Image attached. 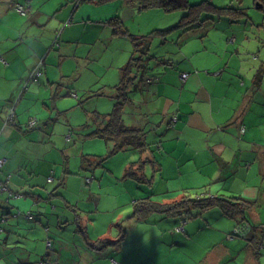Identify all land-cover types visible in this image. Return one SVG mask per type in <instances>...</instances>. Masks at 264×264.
Here are the masks:
<instances>
[{
    "label": "crops",
    "instance_id": "crops-1",
    "mask_svg": "<svg viewBox=\"0 0 264 264\" xmlns=\"http://www.w3.org/2000/svg\"><path fill=\"white\" fill-rule=\"evenodd\" d=\"M0 1V16L13 13L15 2L25 4L26 8L25 13L19 12L24 19L19 28L0 33V158L4 160L0 166V180L7 185V190L0 191V264H32L43 252L42 242L46 244L44 252L49 250L46 239L51 238L50 234L58 238L54 244L51 241L50 258L59 260L61 254L79 256L81 241L75 239L79 231L72 218V209L60 207L57 211L60 201L54 197L57 194L64 197L71 183L76 181L68 169L69 161L57 153V143L51 141L56 135L51 131L55 124L50 121L75 106L73 100L63 97L92 96V90L101 88L108 92L99 96L112 97L113 86L120 79V67L129 60L133 49L129 52V36L114 33L106 20L117 15L123 24V11H131L128 17L135 19L140 10L125 0H86L79 4L76 0ZM85 7L90 13L84 18L81 11ZM136 10L138 12H134ZM80 25L82 29L75 31ZM126 31L145 34L130 28ZM116 37L128 39L125 38L123 48L119 49L122 57L120 50L124 58L128 57L124 63L111 67L106 79H101L100 71L82 57L88 55V58L100 39L109 46ZM184 52L185 57L178 55L176 67L170 56V66L154 72L157 75L152 73L136 81L139 89L147 82L156 81L147 93L153 94L150 101L158 99L161 118L151 116L152 112L141 107V115L127 116L123 111L125 123L146 130V139L150 131H159L164 125L165 129L160 136L157 133L158 139H151L153 144L149 149L143 153L132 151L137 152L139 158L155 156L160 151V173L173 171L176 176L186 175L201 182L205 177L204 182H211L206 193L239 194L257 202L264 194L258 183L259 176H264V131H260V123L249 121L251 117L247 111L251 109L252 98L244 91L235 93L233 86L223 87L222 92L218 89L217 84L223 78L221 64L229 62L213 61L212 50L185 49ZM202 52L204 54H199ZM196 58L208 60V66L197 67L201 64L196 63ZM40 59L43 60L40 82L37 80L36 85L20 94L25 78ZM241 67L238 63L235 71ZM158 69L155 67L154 71ZM183 72L188 73L185 78L181 76ZM10 104H14L15 117L4 123ZM173 116L176 118L172 121ZM30 118L37 119L31 128L27 127ZM241 124L245 127L242 134L239 133ZM262 126L264 129V124ZM170 160L173 166L169 165ZM48 176L53 177L51 181H47ZM229 177L238 182L236 187L227 182ZM77 208L74 206V217ZM211 209L186 219L162 213H151L144 219L128 217L125 228L115 221L119 220V215L113 211L112 219L106 223L109 238L105 231L94 238L90 232L88 235L93 240L108 239L107 247L110 248L105 252L119 260V264H138L139 253L146 249L164 251L168 258L165 264H226L227 260L236 261L238 256H235L241 250L246 251L244 264H260L261 253L253 250L249 240L255 234L249 233L251 226L240 237L229 238L239 218L234 219L217 207ZM246 216L254 225L264 226V219L258 216L255 206L246 211ZM69 223L74 225L73 243L63 239L60 233ZM119 227L124 237L117 244H109L117 240ZM242 241H247L244 247ZM151 264L164 263L158 258Z\"/></svg>",
    "mask_w": 264,
    "mask_h": 264
},
{
    "label": "rangeland",
    "instance_id": "rangeland-1",
    "mask_svg": "<svg viewBox=\"0 0 264 264\" xmlns=\"http://www.w3.org/2000/svg\"><path fill=\"white\" fill-rule=\"evenodd\" d=\"M18 1V0H11ZM23 1V0H20ZM189 3H196L201 0H188ZM216 6L230 5L243 8L247 15L238 17L236 20H232L230 17L221 16L212 20H206L200 24L193 25L192 27L185 28L177 26L183 10H171L165 11L162 8H146L141 9L135 16V19L128 17V13L124 12V28H130L131 31H142L148 33L153 29H167L168 32L165 38L154 35L149 43L148 52L145 54L144 66L137 70L139 71V78H146L153 75L154 72H161L166 66H170L169 61H172L170 56L174 59L175 67L176 62L179 60L178 55L185 57V49L192 51L209 48L213 51L215 58L213 61H220L222 66L223 78L217 84L218 89L222 92L223 87H234L235 93L239 90L243 93L247 92L252 95L250 101L251 109L247 112L248 116L260 123V131H264V12L255 8L253 0H210ZM85 2V1H83ZM82 2V3H83ZM2 2L0 1V4ZM136 6V5H135ZM132 8V7H131ZM133 10V9H132ZM134 12H138L137 10ZM82 16L90 13V10L85 7L81 11ZM209 15V14H208ZM23 14L16 10L13 13H6L0 16V33L1 32H14V28H19L23 23ZM205 14L202 15L204 17ZM128 17V18H127ZM82 29L80 27L75 28V31ZM203 33V34H202ZM233 36L234 41L229 42L226 37ZM126 38V37H125ZM116 37L113 42L107 46L103 40L100 39V43L92 48L90 56L82 57L83 60H87L89 65L95 66L100 71L101 79H106L111 72V67L120 65L126 61L128 56L124 58L122 50L119 53L120 47L123 48V42L126 39ZM128 40V39H127ZM129 52L132 51V43L128 40ZM104 45L106 47H104ZM80 52L83 48H80ZM199 54H204L199 53ZM129 55V54H127ZM124 58V59H123ZM196 63L201 64L197 67L208 66V60L202 58H196ZM82 61V60H81ZM147 62V64H145ZM238 63L243 67L238 68L235 71L234 67H238ZM158 64V66H156ZM162 64V65H160ZM155 67H158V71H154ZM107 68L109 72L106 73ZM161 69V70H160ZM167 70H171L167 67ZM193 71V70H192ZM199 71H204L200 70ZM211 73V72H210ZM155 74V73H154ZM260 75V81L255 80ZM143 75V76H142ZM157 75V74H155ZM40 78V77H39ZM38 78V82H40ZM113 79V75L110 79ZM156 82V81H155ZM155 82H147L146 86L142 87V93L139 89L132 90L129 95V101L126 102L124 114L129 116L133 114L141 115V107L148 109L151 116L158 115L159 119L161 115L159 113V102L156 98L153 101L152 95L147 92H151L149 86L155 84ZM244 84L241 86V83ZM44 83V82H43ZM37 83L33 82L29 85L30 88ZM97 86H95L96 88ZM144 89V90H143ZM95 90V89H94ZM27 91V90H26ZM25 91V92H26ZM255 95V100H253ZM101 97L99 95L82 96L79 94L78 98L73 96L63 97L64 100H73L75 106L70 108L64 115H58L53 117L50 123L55 124L54 132L55 140L57 144V153L68 160V169L72 174V178L76 183H71L66 191L64 197L62 195H54L60 204L57 207V211L60 207H66L63 210H69L68 205L77 206L76 212L80 214V222L86 226L88 234L90 232L91 237H96L97 233L105 231L106 237L109 238V229L106 227V223L109 219H112V212L115 215H119L120 222L126 227L128 215L132 212V199L151 196L153 199L163 200L169 196H176L183 187L187 188L186 194L191 197H195L197 194L208 191L210 186L209 181H197L198 178L187 177L186 175L176 176L173 171L168 173L157 172L152 177V168L149 163L144 165V173L147 179L151 182H139L134 178H123L126 167L133 161L139 159L137 152L132 150H119L111 153L113 143L107 141L101 137H94L89 135L91 131L101 126L104 119L103 115L112 110L115 98ZM111 100V101H110ZM235 101V100H234ZM128 112V113H126ZM136 112V113H135ZM128 120V118H126ZM263 121V122H262ZM247 123V122H246ZM245 124V123H244ZM62 126V127H61ZM165 125L157 131H150L147 135V141L151 142V139H158L159 133H164ZM256 129V127H255ZM61 131V132H60ZM67 135L69 137L67 138ZM155 143V142H154ZM151 145V144H150ZM155 151V149H153ZM160 151L155 153V158L158 159ZM136 159V160H135ZM175 159V157H174ZM159 161V159H158ZM160 162V161H159ZM166 165V163H165ZM170 166H173L172 161L169 162ZM216 166L215 163L213 164ZM186 169V166H185ZM93 176L94 179L86 181V178ZM251 181V180H250ZM228 183L233 184L236 187L238 182H233L232 179H228ZM259 187L264 190V176H259ZM217 184V183H216ZM242 184V182H241ZM182 193V192H180ZM180 194H178L179 196ZM254 203L256 213L264 219V194L257 202L251 200ZM50 210L52 205L49 204ZM210 210H212L210 208ZM70 211V210H69ZM54 212V210H53ZM67 212V211H66ZM74 207L72 208V218H74ZM209 212V211H208ZM114 215V214H113ZM255 216V217H258ZM247 217V216H246ZM248 218V217H247ZM118 219V218H117ZM253 220V219H252ZM71 221V220H70ZM236 225V224H235ZM250 226L247 225L246 231ZM73 223L66 225L65 230H61L63 239L71 240L73 243ZM116 230V229H115ZM120 228L118 229V231ZM259 232V230H257ZM116 232V231H115ZM231 232V231H230ZM261 233V232H259ZM89 235V236H90ZM264 236V235H263ZM50 240L54 244V241L58 239L54 235H49ZM76 241H81V248L79 256H71L68 254L59 255V260H54L47 256L46 259L52 264H111V255L105 252L108 245L107 240L103 242H97L96 246L99 248H90L82 239L80 234L76 233ZM246 240V238H245ZM247 241H242L244 247ZM36 244V241H35ZM30 244L27 246L29 247ZM44 247L43 252L39 253V257L32 261V264H43L42 256L45 254L46 249L45 241L41 244ZM53 247V245L51 246ZM264 241L261 247V256L259 258L260 264H264ZM48 252H51L50 249ZM246 251L241 250L235 257V260H227L226 264H244V254ZM86 255V256H85ZM138 264H151V261L160 258L164 264L168 261L164 251L159 250H142L139 253ZM119 263L120 261L117 260Z\"/></svg>",
    "mask_w": 264,
    "mask_h": 264
},
{
    "label": "trees",
    "instance_id": "trees-1",
    "mask_svg": "<svg viewBox=\"0 0 264 264\" xmlns=\"http://www.w3.org/2000/svg\"><path fill=\"white\" fill-rule=\"evenodd\" d=\"M82 1L86 0H76V3L79 4ZM100 2L102 1H110V0H98ZM127 3L135 4L139 10L146 9V8H162L165 11H171V10H183L184 13L181 15L177 26H182L185 28L192 27L193 25L200 24L201 22H205L206 20H214L215 18H219L221 16L230 17L232 20L238 19V17L246 16V11L241 7H235L230 5H224V6H216L214 3H212L210 0H201L196 3H189L188 0H125ZM253 3L257 5H254L255 8H258L262 12H264V0H253ZM17 4L23 3L15 2V4L12 5L13 9L16 11ZM19 12V11H18ZM205 14L204 17L202 15ZM209 14V15H208ZM113 28L114 33H122L125 35H128L132 44H133V52L129 58V60L120 67V79L117 84L113 86L114 91L112 92V97L115 98L112 110L108 113H105L102 117L104 119V123L91 131L89 135L94 137H101L107 141H110L113 143V146L111 148V153L117 152L120 149L121 150H137L139 153H143L145 150L149 149L150 144L152 145L153 142L147 141L146 139V130L139 126L135 125H129L125 123L123 119V111L124 106L126 102L129 101L128 95L129 93L134 89H139L136 81L141 80L142 78L138 77L139 69L143 68L144 66V60H145V54L148 52V47L151 38L154 35L161 36L162 38H165V35L168 33L166 32L167 29H153L152 31L142 34V35H134L131 33H128L126 29H124L123 24L121 23V20L117 15L109 18L106 20ZM203 34V33H202ZM226 40L229 42L234 41V37H226ZM41 60V59H40ZM39 60V61H40ZM37 64L30 70V72L38 65ZM147 64V62H145ZM40 74L37 76L35 80L28 79L29 74L25 78L23 84L21 93L23 91L27 90L29 85L31 83H35L38 80V77L43 73V60L42 64L39 67ZM139 70L137 73V70ZM188 75L187 72H183ZM182 73V74H183ZM258 75V78L255 77L256 82L260 81V75ZM143 76V75H142ZM55 85H59L58 82L54 83ZM142 93V88L139 89ZM105 92H108L107 90H92V93L95 95L99 94H105ZM245 94L252 98V95L245 92ZM111 96V95H109ZM255 95H253V100H255ZM256 101V100H255ZM264 104V103H263ZM12 106L10 104L7 108ZM6 116L4 119V123L11 122L14 118L11 119V121L6 122ZM15 117V115H14ZM176 116H173L171 119L172 121L175 120ZM32 119V118H30ZM29 119V120H30ZM35 119V123L30 126L28 124L29 120L27 121V127H33L37 123V119ZM154 124V123H153ZM242 126V130H241ZM239 127V133L242 134L244 132V125L241 124ZM151 150V149H150ZM149 163L152 168V177L154 176V173H157L160 170V162L158 159L155 158L154 155L152 156H145L139 158L137 161L131 162L125 169L123 178L130 177L134 178L139 182H151V180L147 179L144 173V165ZM52 176H48L47 181L52 180ZM94 177L91 176L89 178H86L87 181L93 180ZM3 182V185H6V181L0 180ZM211 183V182H210ZM7 187V185H6ZM6 189H2L0 191H4ZM47 192V190H46ZM182 192V193H180ZM174 197L169 196L166 199L163 200H156L151 198V196H143L138 197L135 199H132L131 205H132V212L128 215V217H135L137 219H144L151 213H162L167 214L170 216H178L181 219H186L190 217L196 216V214L205 211L207 209L217 207L219 208L224 214L229 215L230 217H233L234 219H238L239 221L236 222V225L233 226L231 232H229L228 235H233V237L242 235L238 233H234V228L238 226L239 224H244L245 227L247 225L251 226V230L249 233L254 234L250 236V244L253 245V250L257 253H261V247L263 246L264 241V226L254 225L249 218L246 217V211L251 207L254 206L253 201L247 200L243 198L239 194H230V195H224L221 193L217 194H209L201 192L197 194L195 197H191L190 195L186 194L187 188L183 187L182 190ZM71 209L74 207L70 204H66ZM78 213L75 214V217L73 218L74 223L76 224V228L79 231L78 233L82 237V239L85 241V243L92 247V248H99L96 246L97 242H103L106 239L105 238H97L95 240L91 239L87 233L86 226L82 224L80 221H78ZM197 217V216H196ZM243 221V222H242ZM244 221H247V223H244ZM119 234L117 236V240L114 242H108L109 244H117L121 239L124 237V231L119 227ZM256 228L259 229V233ZM232 237V238H233ZM47 242V249L51 248V240L50 238L46 239ZM107 245L105 243L103 246ZM48 250L45 252V254L42 256V263L43 264H52L50 261L45 260L48 256ZM259 256V255H258ZM113 259V258H111ZM116 261V260H115ZM117 262V261H116ZM118 263V262H117ZM119 264V263H118Z\"/></svg>",
    "mask_w": 264,
    "mask_h": 264
},
{
    "label": "built area",
    "instance_id": "built-area-1",
    "mask_svg": "<svg viewBox=\"0 0 264 264\" xmlns=\"http://www.w3.org/2000/svg\"><path fill=\"white\" fill-rule=\"evenodd\" d=\"M16 8L19 12H22V13L26 12V8L22 4H17ZM41 64H42V59L39 61L38 65L30 72L29 77H28L29 81L35 80L37 78V76L40 74L39 67ZM181 76H182V78H185L187 76V74L183 73V74H181ZM14 115H15V111H14V104H13L8 109V114L6 116V122L11 121V119L14 118ZM34 123H35L34 118L30 119L28 122V124L30 126H32ZM241 130H242V128H241ZM3 161H4L3 158H0V166L2 165ZM6 188H7L6 185L5 184L3 185V182L0 181V190L6 189ZM245 231H246V227L242 223L234 228V233L243 234ZM228 237L232 238L233 235H228ZM111 262H112V264H118L114 259H111Z\"/></svg>",
    "mask_w": 264,
    "mask_h": 264
},
{
    "label": "water",
    "instance_id": "water-1",
    "mask_svg": "<svg viewBox=\"0 0 264 264\" xmlns=\"http://www.w3.org/2000/svg\"><path fill=\"white\" fill-rule=\"evenodd\" d=\"M256 5H257V3H256Z\"/></svg>",
    "mask_w": 264,
    "mask_h": 264
}]
</instances>
